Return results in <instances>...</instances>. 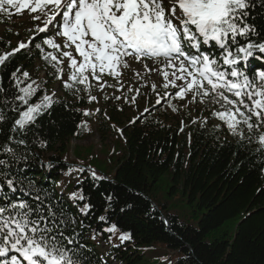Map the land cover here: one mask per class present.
<instances>
[{"label": "snow or ice", "instance_id": "snow-or-ice-1", "mask_svg": "<svg viewBox=\"0 0 264 264\" xmlns=\"http://www.w3.org/2000/svg\"><path fill=\"white\" fill-rule=\"evenodd\" d=\"M261 3L264 6V0ZM255 7V0H0V16L27 12L40 22L34 27L36 33H51L35 47L54 69L55 78L74 96L83 91L89 102L95 101L93 87H112L103 79L105 75L115 78L122 89L121 69L128 68L131 59L162 76L165 91L163 96L157 92L156 104L169 96L184 100L189 94L192 102L219 104L223 110L212 115L233 135L243 138L241 124L249 133L264 126V70L253 72L250 78L238 67L256 55L264 57L261 30L249 22L250 9ZM32 41L30 37L29 44ZM27 46L20 42L17 48L0 54V67H6V61ZM45 46L52 51L46 52ZM205 46L215 51H205ZM10 79L15 89L11 94L0 77V94L5 97L0 102L12 113L9 116L0 108V134L2 125L11 123L7 139L0 142V264H92L93 250L80 239L83 221L17 167L29 159L20 151V146L27 148L29 132L59 103L54 99L56 93L43 90L20 67L11 72ZM169 88L174 91L170 93ZM152 89L155 91V84ZM42 90L44 94L32 102ZM136 92L139 95L140 89ZM135 100L133 96L131 102ZM84 114L91 113L85 110ZM37 142L47 147L45 140ZM258 143L264 150V133L258 136ZM89 171L94 179H105ZM69 199L79 214L88 215L92 205L85 202L82 190L70 193ZM81 202L83 207H79ZM103 232L110 234L109 243L113 237L121 242L131 239V233L121 231L117 223L100 234ZM90 238L96 241L98 234L93 232ZM100 264L108 262L101 258Z\"/></svg>", "mask_w": 264, "mask_h": 264}, {"label": "trees", "instance_id": "trees-1", "mask_svg": "<svg viewBox=\"0 0 264 264\" xmlns=\"http://www.w3.org/2000/svg\"><path fill=\"white\" fill-rule=\"evenodd\" d=\"M255 3L256 7L250 9L249 22L257 25L260 38L264 39V6L261 0ZM46 35L51 33L34 37L31 46L11 56L6 67H0L2 84L10 89V94L15 92L10 75L17 67L29 71L43 90L53 93L51 84L58 79L35 47ZM14 48L7 38L0 36V54ZM204 50L215 51L208 46ZM38 61L43 63L42 67H49L45 77L31 74L33 68L37 69ZM238 67L251 78L253 72L264 70V57L256 55ZM59 82L63 93L55 92L54 97L59 103L42 115L29 132L27 148L20 146L29 159L17 167L52 192L54 199L62 200L65 209L83 221L80 239L93 250L92 264H100L101 258L112 264L90 238L93 232L109 244L114 259L124 264H146L143 248L158 243L167 252L176 254L177 264H264V150L258 143L264 126L249 133L243 125L241 138L223 124L203 120L181 127L180 123L167 122L165 117L154 113L125 127V139H121L114 130L117 120L112 115L103 119L100 128L104 136L114 138V146L106 144L100 151L93 146L72 151L71 139L87 137L93 117L84 114L90 103L86 92L74 96ZM43 90L32 102L44 94ZM3 99L0 94V101ZM0 108H4L2 102ZM4 110L12 115L8 108ZM10 126V121L2 125L0 142L7 139ZM38 139L45 140L47 147L40 146ZM105 163L106 168L96 167ZM108 168H113V172L108 173ZM89 170L105 179H94ZM166 173L173 181L172 190L180 189L192 206L200 209L198 226L182 221L169 212L167 204L154 198V184ZM80 190L85 202L92 205L87 216L79 214L69 199L70 193ZM79 207H83V202ZM195 213L197 216L198 212ZM100 216L108 219L100 221ZM112 223L131 233V239L109 243L110 234L100 233ZM113 244L118 247L114 248Z\"/></svg>", "mask_w": 264, "mask_h": 264}, {"label": "rangeland", "instance_id": "rangeland-1", "mask_svg": "<svg viewBox=\"0 0 264 264\" xmlns=\"http://www.w3.org/2000/svg\"><path fill=\"white\" fill-rule=\"evenodd\" d=\"M39 23V21H33L31 15L27 12L21 15H12L10 18L0 16V36L7 38L16 48L20 42H24L28 46H31L32 44H29V38H34L41 34L35 33L34 31L35 25ZM58 42L60 41L58 40ZM47 51H52V49L49 48L46 52ZM148 63L151 67V62ZM37 66V69L33 68L31 70V74L37 78L45 77L49 67H42L43 63L40 61H38ZM121 72L120 82L123 84L122 89L115 78L107 75H105L103 79L106 80L109 85H112V87L106 86L103 90H100L98 87L92 88L91 95L96 96L97 99L89 103L87 110L91 113L90 116L93 117V124L87 137L83 139H71L70 144L73 145L72 151H75L78 147L85 150L87 146H93L95 150L100 151L106 144L114 146L116 144L114 138L112 136H104L100 128L103 119L110 118L112 115L117 120L116 123H114V130L118 132L121 139H125V127L134 125L144 117L154 113L165 117L167 122L175 121L180 123L181 127L196 124L203 120L226 126L217 117L212 115L213 111L223 110L219 104L201 103L199 101L192 102L191 94L184 100L169 96L160 104H156L157 92L163 96L165 91L162 87L163 78L155 71L148 72L141 63L129 59V67L122 68ZM136 72H139L140 75H135L134 73ZM66 77L67 68L65 67L64 79ZM153 84L156 85L155 91L152 89ZM129 89H131V91H129ZM136 89H140L139 95H137ZM51 91L63 93L59 80L51 84ZM167 91L171 93L174 90L169 88ZM86 95L88 97L87 92ZM114 96H121L122 99H114ZM124 96H127L128 100L123 99ZM133 96H136L135 102H131ZM172 106H175L177 110L173 111ZM145 108L148 109L147 112L144 111ZM96 109H100V111H96ZM184 110L186 111L184 112ZM134 119L135 123H130V121ZM242 126L243 124L239 126L240 129ZM51 154L52 153H49V155ZM71 157L75 159L74 155ZM90 162L91 161H89V163ZM96 167L106 168L107 164L96 165ZM112 172L113 168H108V173ZM172 185L173 181L169 178V173L160 177L154 184V198L159 203L167 204L171 214L177 215L186 223L198 226V220L201 217L200 209L197 206H192L188 197L183 195L180 189L174 192L172 190ZM195 211L198 212V217ZM232 232L233 228L230 229V233ZM93 242L104 258L111 261L112 264H124L114 259V256L111 255V247L107 242L99 238ZM119 242L121 241L117 237L112 238L111 243ZM142 252L145 254L144 263L146 264H177L176 254L167 252L160 243L144 247Z\"/></svg>", "mask_w": 264, "mask_h": 264}]
</instances>
